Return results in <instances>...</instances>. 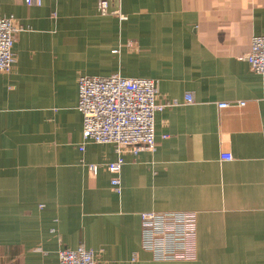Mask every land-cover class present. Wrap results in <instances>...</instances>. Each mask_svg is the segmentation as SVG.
<instances>
[{
    "label": "crops",
    "instance_id": "obj_1",
    "mask_svg": "<svg viewBox=\"0 0 264 264\" xmlns=\"http://www.w3.org/2000/svg\"><path fill=\"white\" fill-rule=\"evenodd\" d=\"M110 3L0 0L23 28L0 72V264H59L80 246L97 264H264V75L241 58L264 35V0ZM118 74L155 79L165 105L155 151L124 153L120 191L105 165L119 152L84 144L78 109L80 76ZM154 211L196 215L188 256L143 248Z\"/></svg>",
    "mask_w": 264,
    "mask_h": 264
},
{
    "label": "built area",
    "instance_id": "obj_2",
    "mask_svg": "<svg viewBox=\"0 0 264 264\" xmlns=\"http://www.w3.org/2000/svg\"><path fill=\"white\" fill-rule=\"evenodd\" d=\"M111 0H98L101 14H114L110 9ZM27 5H42V0H25ZM121 16V15H120ZM125 19V15L121 16ZM22 26L13 16H0V72H10L15 64V44L18 42ZM253 70L264 75V35L252 37L250 50L241 57ZM78 109L83 119V137L86 142L111 143L119 156L107 162L106 168L115 174L111 183L120 191L119 173L124 163V153L133 154L141 150L155 151L157 147L156 113L164 108L157 100L158 90L155 79L143 77L80 76L78 79ZM192 102L193 96L186 95ZM245 103L240 102L239 105ZM220 107L231 106L220 103ZM84 144L80 147L84 150ZM223 160H232L231 153H223ZM89 168L98 173L99 165L90 164ZM143 248L153 252L157 259H172L186 253L182 244L195 236L196 215L187 212H143ZM59 264H97V254L84 246L62 248L59 250Z\"/></svg>",
    "mask_w": 264,
    "mask_h": 264
},
{
    "label": "water",
    "instance_id": "obj_3",
    "mask_svg": "<svg viewBox=\"0 0 264 264\" xmlns=\"http://www.w3.org/2000/svg\"><path fill=\"white\" fill-rule=\"evenodd\" d=\"M111 5V4H110Z\"/></svg>",
    "mask_w": 264,
    "mask_h": 264
}]
</instances>
